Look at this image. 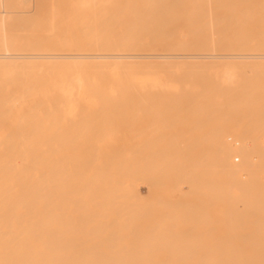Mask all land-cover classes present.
Returning <instances> with one entry per match:
<instances>
[{
  "label": "bare ground",
  "instance_id": "obj_1",
  "mask_svg": "<svg viewBox=\"0 0 264 264\" xmlns=\"http://www.w3.org/2000/svg\"><path fill=\"white\" fill-rule=\"evenodd\" d=\"M223 5L0 0V264L141 262L137 250H103L118 243L96 241L103 235L88 208L118 187L104 172L110 154L100 159L119 130L106 113L88 118L70 106L86 99L81 92L111 93L90 98L106 102L128 99L115 93L175 94L160 99L191 122L209 119L210 192L234 210L264 208V145L255 135L264 131V26L223 25L264 19L252 11L227 17L240 14ZM94 125L102 129L91 132ZM67 127H77L73 137L64 138ZM72 143L76 154H64Z\"/></svg>",
  "mask_w": 264,
  "mask_h": 264
},
{
  "label": "rangeland",
  "instance_id": "obj_2",
  "mask_svg": "<svg viewBox=\"0 0 264 264\" xmlns=\"http://www.w3.org/2000/svg\"><path fill=\"white\" fill-rule=\"evenodd\" d=\"M207 1L215 5L224 3L217 7L220 11H239L240 15L227 17L244 18V12L252 11L253 17L264 19V0ZM223 25L264 26V23ZM222 54L218 52L215 56ZM79 95L86 99L73 101L70 106L83 107L82 115L88 118L104 117L106 113L119 130L118 138L110 136L108 143L103 144L100 159L103 162L105 155L110 154L104 172L117 182L118 189L109 186L108 194L103 189L108 197L104 199L103 195L99 203L88 208L94 219L91 225L103 235L96 241L118 243L117 247L101 249L139 251L136 256L141 262L129 264H264L263 206L257 205L262 208L255 209L240 205L234 210L229 204L231 201L209 190V183L216 175L212 173L215 160L208 118L201 125L191 122L186 110L160 99L175 94L115 93L129 99L118 102L90 99L111 93L81 92ZM74 129L77 127L65 128L64 138L73 137ZM89 129L93 132L102 127L94 125ZM255 135L264 145V131L257 130ZM66 146L64 154H76L75 143ZM68 163L65 170L72 171ZM74 163L72 159L73 168ZM133 191L137 192L136 196ZM113 196L115 200L110 199ZM98 212L103 216L98 217ZM122 226L129 229L114 231V227Z\"/></svg>",
  "mask_w": 264,
  "mask_h": 264
},
{
  "label": "built area",
  "instance_id": "obj_3",
  "mask_svg": "<svg viewBox=\"0 0 264 264\" xmlns=\"http://www.w3.org/2000/svg\"><path fill=\"white\" fill-rule=\"evenodd\" d=\"M239 161H240V159H239V157L237 156V157L235 158V162L238 163Z\"/></svg>",
  "mask_w": 264,
  "mask_h": 264
}]
</instances>
